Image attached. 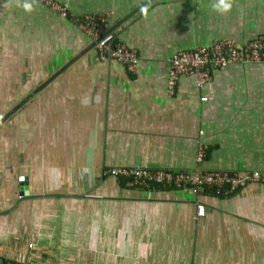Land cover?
<instances>
[{"label":"crops","instance_id":"0c3cea01","mask_svg":"<svg viewBox=\"0 0 264 264\" xmlns=\"http://www.w3.org/2000/svg\"><path fill=\"white\" fill-rule=\"evenodd\" d=\"M57 1L66 17L0 0L1 102H17L89 44L75 17L103 14L104 32L143 0ZM211 3L149 0L110 30L135 49L133 72L99 61L92 46L16 109V139L4 132L0 142V217L15 210L18 236H5L0 221V255L32 242L50 264H264V184L216 197L101 175L107 166L264 171V61L214 69L200 88L182 75L165 91L173 52L263 32L264 0H233L223 15ZM14 85L17 97L4 90ZM23 175L35 197L14 203ZM195 201L202 216L194 217Z\"/></svg>","mask_w":264,"mask_h":264},{"label":"built area","instance_id":"2783aa9c","mask_svg":"<svg viewBox=\"0 0 264 264\" xmlns=\"http://www.w3.org/2000/svg\"><path fill=\"white\" fill-rule=\"evenodd\" d=\"M38 3L55 11L59 16H67V6L57 0H37ZM75 26L87 37L93 39L103 33L105 25L103 14L92 13L75 17ZM94 52L99 61H115L128 72H133L137 64L135 49L116 40L109 31L95 41ZM264 61V30L246 42L236 43L232 38H222L197 46L173 52L168 58L165 91L171 94L177 79L182 75H191L194 86L200 88L210 78L214 69L223 68L231 63H249ZM205 97H200L203 100ZM201 130L197 132L195 161L199 162L205 150L200 140ZM101 174L113 178H123L124 185L150 190L154 186L173 187L188 190L194 194L212 190L223 195L239 191L247 184H264V171L250 169L245 172L231 170H207L195 166L191 169L152 168L147 166H107ZM204 207L194 202V217L202 216ZM34 244L27 242L25 251L17 256L0 255V264H49L39 261L33 252Z\"/></svg>","mask_w":264,"mask_h":264},{"label":"water","instance_id":"95a60500","mask_svg":"<svg viewBox=\"0 0 264 264\" xmlns=\"http://www.w3.org/2000/svg\"><path fill=\"white\" fill-rule=\"evenodd\" d=\"M149 0H143L141 1L137 6L132 8L128 13H126L123 17H121L117 22H115L111 27H109L106 31H104L101 35L93 38L89 44L84 47L82 50L77 52L75 55H73L67 62H65L61 67H59L54 73L49 75L46 79H44L42 82H40L38 85L33 87L28 93H26L21 99H19L17 102H15L9 109H7L2 115H0V123L5 120L9 115H11L24 101H26L31 95H33L37 90H39L41 87H43L57 72L62 70L69 62L77 58L79 55H81L83 52H85L87 49L92 47L104 33L109 32L114 27H116L118 24H120L123 20H125L127 17H129L133 12H135L138 8H140L143 4L148 2ZM17 196L14 201L16 203L17 201L29 197H35V195H29L27 191V182H26V176H19L17 179ZM41 196V195H36ZM10 209V208H9ZM4 211L3 213H5Z\"/></svg>","mask_w":264,"mask_h":264},{"label":"rangeland","instance_id":"374dc122","mask_svg":"<svg viewBox=\"0 0 264 264\" xmlns=\"http://www.w3.org/2000/svg\"><path fill=\"white\" fill-rule=\"evenodd\" d=\"M20 88L21 87L14 85V86H11L9 89L4 88V90L5 91L8 90L12 97H17V95L21 92V91L19 92ZM26 89H27V86H26ZM0 94H1V89H0ZM1 97L2 96L0 95V98ZM14 103L15 102H12V101L11 102H1L0 101V115H2ZM18 123H19L18 113L15 110L7 119L3 120L0 123V142L2 141V138H4V132L6 133V138H7L8 142L13 141L14 138L16 139L17 129L19 127ZM15 148H16V145H15ZM2 210H4V208H2ZM0 219H1L0 221H2V223L4 224L1 232H3V234L5 236H10V238L14 237V239H17L16 236H18V232H17L18 219H17V214H16L15 210L12 213H10L9 216H7L6 218L0 217ZM28 220H32V218H29ZM9 228H11L10 230H12V228L15 229V231L12 232L14 234H12L11 232L8 231ZM4 244H6V243H4Z\"/></svg>","mask_w":264,"mask_h":264},{"label":"clouds","instance_id":"9594fccd","mask_svg":"<svg viewBox=\"0 0 264 264\" xmlns=\"http://www.w3.org/2000/svg\"><path fill=\"white\" fill-rule=\"evenodd\" d=\"M37 3V0H24L22 3L23 10L27 13L34 11V5ZM233 0H212L211 8L213 11L217 12L220 15L226 14L232 8ZM141 12L146 16L147 8H141Z\"/></svg>","mask_w":264,"mask_h":264},{"label":"trees","instance_id":"16d2710c","mask_svg":"<svg viewBox=\"0 0 264 264\" xmlns=\"http://www.w3.org/2000/svg\"><path fill=\"white\" fill-rule=\"evenodd\" d=\"M101 175H103V174H101ZM115 179H117V181H118V183H119V185L120 186H122V185H124V179L123 178H121V177H117V178H115ZM130 187H134V186H130ZM134 188H137V187H134ZM153 188H163V187H160V186H154ZM164 188H168V187H164ZM169 188H173V187H169ZM143 190H146V189H144V188H142ZM152 189V188H151ZM205 192V191H204ZM207 192H209L210 194H212V195H214V196H216V197H222L223 196V194H221V193H214L212 190H209V191H207Z\"/></svg>","mask_w":264,"mask_h":264}]
</instances>
